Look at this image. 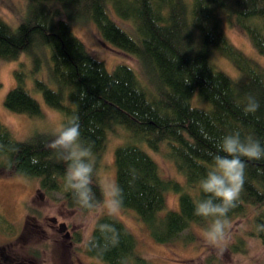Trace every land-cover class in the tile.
Segmentation results:
<instances>
[{
    "label": "trees",
    "instance_id": "trees-1",
    "mask_svg": "<svg viewBox=\"0 0 264 264\" xmlns=\"http://www.w3.org/2000/svg\"><path fill=\"white\" fill-rule=\"evenodd\" d=\"M25 1L26 14L17 25L0 18V60H19L13 71L16 85L4 105L12 112L41 115L40 103L25 88L31 76L46 104L63 113L64 125L77 116L81 139L92 147L99 200L98 159L109 134L120 127L127 134L113 159L121 208L133 210L159 243L176 240L193 223L207 226L209 220L194 210L206 198L199 181L211 163L209 153L233 131L264 146V63L236 46L224 28L241 29L264 58V0ZM73 20L92 22L103 41L133 56L139 69L119 64L107 70L74 34ZM221 59L232 68H224ZM249 94L260 108L245 114ZM52 139L34 134L19 140L0 122V174L35 177L37 192H60L67 207L83 213L97 209L81 208L66 187V163L48 147ZM131 140L153 151L164 145L185 183L164 178L153 157ZM245 162V183L227 216L248 217L252 236L264 246V159ZM168 191L178 194L179 207L161 215ZM0 231L14 232L1 212ZM135 247L132 232L109 214L95 219L84 242L85 253L94 259L90 264H147Z\"/></svg>",
    "mask_w": 264,
    "mask_h": 264
},
{
    "label": "rangeland",
    "instance_id": "rangeland-1",
    "mask_svg": "<svg viewBox=\"0 0 264 264\" xmlns=\"http://www.w3.org/2000/svg\"><path fill=\"white\" fill-rule=\"evenodd\" d=\"M26 7L25 0H0V18L14 27L23 17ZM70 26L91 55L102 61L107 70L111 71L119 64L139 69L138 62L133 56L103 41L92 22L73 20L70 21ZM224 28L236 46L264 63V58L257 53L241 29L229 25ZM22 59L28 64L27 56H22ZM219 62L228 70L232 68L224 59ZM18 64L19 60H0V122L19 140H25L34 134L52 137L54 131L64 125L65 117L61 111L46 104L42 94L33 87V77L27 78L25 88L40 103L42 112L40 116L31 117L24 113L12 112L4 105L6 93L16 85L13 71ZM126 134L120 127L109 134L96 166L102 187L115 183L113 151ZM131 141L153 157L164 178L185 183L183 174L167 154L164 145L153 151L143 141ZM37 191L38 179L35 177L0 174V212L14 227L12 234L0 231V245L7 244L15 250L26 251V248L38 250L41 255L38 264H90L94 259L85 253L84 242L91 233L95 219L99 215L108 214L107 211L103 207H98L83 213L78 208L67 207L60 192ZM165 200L161 215L167 210L178 209V194L168 191L165 193ZM113 216L132 232L136 239L135 251L146 259L147 264H264V246L252 236V226L248 217L228 219L230 226L226 230L224 240L211 244L204 236L209 221L206 222L207 226L193 223L176 240L159 243L133 210L120 207ZM190 235L192 238L188 239Z\"/></svg>",
    "mask_w": 264,
    "mask_h": 264
},
{
    "label": "clouds",
    "instance_id": "clouds-1",
    "mask_svg": "<svg viewBox=\"0 0 264 264\" xmlns=\"http://www.w3.org/2000/svg\"><path fill=\"white\" fill-rule=\"evenodd\" d=\"M260 108L259 101L249 94L245 98V114L255 113ZM65 161V185L76 202L84 209L103 207L109 215L115 214L123 203V193L115 183L102 187L103 200L96 197L93 190L95 160L92 147L81 139L79 118L73 116L69 122L53 133L48 144ZM211 163L204 178L199 181V189L206 198L195 203L194 214L209 220L205 239L216 244L224 240L230 226L228 212L236 207L245 183V161L264 159V146L253 136L242 138L239 131L224 135L216 144V151L209 153ZM107 225H101L106 228Z\"/></svg>",
    "mask_w": 264,
    "mask_h": 264
},
{
    "label": "flooded vegetation",
    "instance_id": "flooded-vegetation-1",
    "mask_svg": "<svg viewBox=\"0 0 264 264\" xmlns=\"http://www.w3.org/2000/svg\"><path fill=\"white\" fill-rule=\"evenodd\" d=\"M40 258V251L32 248L23 251L15 250L7 244L0 245V264H38Z\"/></svg>",
    "mask_w": 264,
    "mask_h": 264
}]
</instances>
